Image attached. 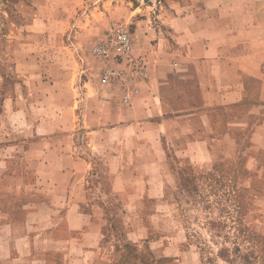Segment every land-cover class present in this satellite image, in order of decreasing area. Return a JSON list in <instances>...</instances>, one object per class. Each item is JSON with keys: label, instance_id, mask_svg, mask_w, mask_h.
Masks as SVG:
<instances>
[{"label": "crops", "instance_id": "1", "mask_svg": "<svg viewBox=\"0 0 264 264\" xmlns=\"http://www.w3.org/2000/svg\"><path fill=\"white\" fill-rule=\"evenodd\" d=\"M59 1L78 14L94 0ZM138 2L134 55L148 71L141 83L106 91L83 76L87 69L75 81L34 74L31 83L24 63L1 79L0 118L17 117L18 137L0 136V262L106 259L103 188L119 203L132 196L121 172L99 177V154L110 149L108 165L142 167L149 185L141 197L152 203L175 196L187 169L214 168L228 187L251 194L250 212L264 208V0ZM43 64L39 56L33 68ZM37 83L48 92L28 93Z\"/></svg>", "mask_w": 264, "mask_h": 264}, {"label": "rangeland", "instance_id": "2", "mask_svg": "<svg viewBox=\"0 0 264 264\" xmlns=\"http://www.w3.org/2000/svg\"><path fill=\"white\" fill-rule=\"evenodd\" d=\"M99 1L94 0L84 9L77 7L78 14H74L69 11L72 7L59 0H0V83L3 77L21 73L14 70L13 64L24 63L31 83L34 74L57 80L70 76L75 81L87 69L83 76L98 79L106 91L120 84L101 82V65L92 48L114 22L134 32V4L139 2ZM132 54L136 57L134 49ZM39 56L48 64L37 70L33 63ZM65 88L59 87V95L65 93ZM2 90L0 86V94ZM27 92L45 94L48 86L37 83ZM11 116L0 118V136L16 139L13 123L17 117ZM111 152L115 151L99 154V177L104 180L121 172L122 185L132 196H125L126 204L119 203L110 194L111 186L105 184L107 213L101 215L98 242L104 247L106 259H94L92 264H264V208L249 211L255 200L249 192L228 187L214 168L197 173L187 169L182 181L174 183L175 196L154 198L157 202L152 203V199L150 202L141 197L149 185L142 167L108 165ZM128 157L121 160L127 161ZM193 178L195 184L191 183ZM131 210L139 212H128ZM147 210L164 212H144ZM129 229L134 233L128 234Z\"/></svg>", "mask_w": 264, "mask_h": 264}, {"label": "built area", "instance_id": "3", "mask_svg": "<svg viewBox=\"0 0 264 264\" xmlns=\"http://www.w3.org/2000/svg\"><path fill=\"white\" fill-rule=\"evenodd\" d=\"M134 41L131 28L114 22L94 44L92 53L100 62L103 84L141 83L147 67L141 57L133 56Z\"/></svg>", "mask_w": 264, "mask_h": 264}]
</instances>
